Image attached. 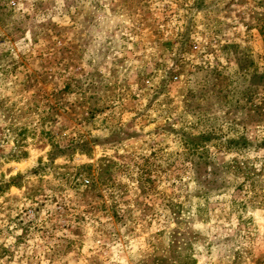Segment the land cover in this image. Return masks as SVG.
<instances>
[{
	"label": "rangeland",
	"instance_id": "374dc122",
	"mask_svg": "<svg viewBox=\"0 0 264 264\" xmlns=\"http://www.w3.org/2000/svg\"><path fill=\"white\" fill-rule=\"evenodd\" d=\"M0 264H264V0H0Z\"/></svg>",
	"mask_w": 264,
	"mask_h": 264
},
{
	"label": "trees",
	"instance_id": "16d2710c",
	"mask_svg": "<svg viewBox=\"0 0 264 264\" xmlns=\"http://www.w3.org/2000/svg\"><path fill=\"white\" fill-rule=\"evenodd\" d=\"M194 149L196 150V151H198V147L196 148V147H194Z\"/></svg>",
	"mask_w": 264,
	"mask_h": 264
}]
</instances>
